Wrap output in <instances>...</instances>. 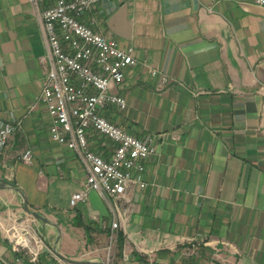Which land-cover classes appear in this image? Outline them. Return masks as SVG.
<instances>
[{
  "label": "crops",
  "instance_id": "obj_1",
  "mask_svg": "<svg viewBox=\"0 0 264 264\" xmlns=\"http://www.w3.org/2000/svg\"><path fill=\"white\" fill-rule=\"evenodd\" d=\"M79 21L133 50L136 64L109 89L126 106L102 115L156 152L144 162L145 187L111 200L114 212L92 190L74 203L85 168L51 139L38 102L48 70L40 14L29 0H0V120L20 123L0 155V180L46 219L33 223L48 247L40 262L264 264V4L103 0ZM87 139L110 158L112 142L91 130ZM25 150L31 164L20 161ZM21 211V197L0 189V225ZM0 255L12 256L1 226Z\"/></svg>",
  "mask_w": 264,
  "mask_h": 264
},
{
  "label": "built area",
  "instance_id": "obj_2",
  "mask_svg": "<svg viewBox=\"0 0 264 264\" xmlns=\"http://www.w3.org/2000/svg\"><path fill=\"white\" fill-rule=\"evenodd\" d=\"M29 1L40 14L48 65L38 102L46 107L50 118L51 139L73 151L86 171L85 190L74 194L72 201L84 202L88 190L96 191L110 200L114 212L116 206L111 200L134 186L145 187L144 162L156 152L153 145L102 115L109 107L122 110L126 106L125 99L109 89L121 84L125 69L136 64L133 50L120 48L114 40L79 21L81 15L103 0H52L48 6L47 0ZM254 2L264 4V0ZM157 75V71H152V76ZM161 82L167 83L163 75ZM19 125L15 118L0 120V155ZM88 130L112 142L114 149L109 159L90 150ZM32 159L30 150L20 155L24 164H31ZM33 223L34 218L24 211L6 217L0 226L10 243L12 256L0 255V264H42L40 254L48 247ZM117 226L113 220L111 229Z\"/></svg>",
  "mask_w": 264,
  "mask_h": 264
},
{
  "label": "water",
  "instance_id": "obj_3",
  "mask_svg": "<svg viewBox=\"0 0 264 264\" xmlns=\"http://www.w3.org/2000/svg\"><path fill=\"white\" fill-rule=\"evenodd\" d=\"M0 189H8V190H12L13 192H16L22 199V208H23L24 213L28 214L29 216L33 217L34 219H36L38 221L46 222V219L44 217H42L40 214H38L35 211H31L28 209L26 197H25L23 191L19 187L0 180ZM65 260L69 263H76V262L69 261L67 259H65ZM76 264H84V263H76Z\"/></svg>",
  "mask_w": 264,
  "mask_h": 264
},
{
  "label": "rangeland",
  "instance_id": "obj_4",
  "mask_svg": "<svg viewBox=\"0 0 264 264\" xmlns=\"http://www.w3.org/2000/svg\"><path fill=\"white\" fill-rule=\"evenodd\" d=\"M36 222V221H35ZM34 229H35V231L37 232V234L38 235H40V236H42V229L41 228H39V227H34ZM56 231V230H55ZM60 234H59V232H58V230L56 231V233H55V235H54V238H53V240H52V247L55 245L56 247H57V250L59 249V240H60V236H59ZM47 239L48 240H50V237L49 236H47ZM56 243H58L57 245H56ZM56 250V251H57ZM68 260V259H67ZM70 261V260H69ZM47 264H55L54 263V261H49V262H47Z\"/></svg>",
  "mask_w": 264,
  "mask_h": 264
}]
</instances>
